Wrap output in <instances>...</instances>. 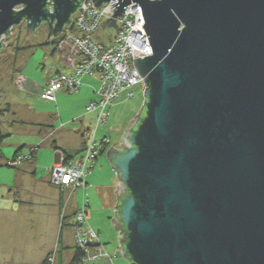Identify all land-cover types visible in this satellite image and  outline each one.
<instances>
[{"label": "water", "instance_id": "obj_1", "mask_svg": "<svg viewBox=\"0 0 264 264\" xmlns=\"http://www.w3.org/2000/svg\"><path fill=\"white\" fill-rule=\"evenodd\" d=\"M83 2L0 0V51L23 22L57 38ZM132 4L151 54L135 59L144 106L122 149L106 153L120 180L121 254L130 264H264V0H113L112 17Z\"/></svg>", "mask_w": 264, "mask_h": 264}, {"label": "rangeland", "instance_id": "obj_2", "mask_svg": "<svg viewBox=\"0 0 264 264\" xmlns=\"http://www.w3.org/2000/svg\"><path fill=\"white\" fill-rule=\"evenodd\" d=\"M114 33V29L107 32L102 31L98 36L104 41ZM48 37L47 26L41 27L37 34H33L27 30L26 24L23 23L13 28L10 36L2 39L5 47L0 51V90H2L0 91V121L4 122L0 123V132L12 135L3 144L2 151L5 160L0 168L1 264H40L44 248L42 246H48L52 236V233L45 228L44 222L40 221L39 215L38 217L35 213H17L15 211V206L19 204V198L16 199V197L19 193L24 194V191L16 190V175L19 171L16 168L8 167L7 161L12 160L15 151L21 146L26 145L24 153L28 152L29 147H39L37 148L36 170L37 178L40 180L48 174L49 168L55 163L57 153L60 152L53 147L54 141L57 142L56 146L59 148L63 146L60 143L75 145L77 138L72 133L73 131L79 130L83 123L87 125L92 123L91 128L96 125V117H94V121L91 120L92 115L86 112L85 104L88 98L97 97L91 91V88L97 90L100 88V83L95 77L86 76L88 79L83 82L82 88L77 93L63 91L62 94H57L58 101L55 103L44 101L41 98L42 87L47 77L53 70L67 66L58 52L53 53L54 46L47 45V43H51ZM19 75L27 79L24 89H21L17 83ZM130 93H133L132 96ZM144 102L145 86L143 84L135 86L128 93L123 94L117 101L116 108L113 110L110 108L108 124L99 128L98 138L109 137L112 146L119 147L124 133L119 129L121 126H129L141 111ZM83 116L86 117L80 121L79 119ZM48 125L54 127L55 130L57 128L60 130L56 137H52L54 134L52 130L50 135L44 131L42 133V129ZM100 162L103 163L100 179H96L95 183L92 181L91 185H110L113 183L111 180L113 174L106 155L100 156ZM98 169L99 167L95 171ZM81 199H84L86 204L90 203L88 218L93 225L103 219L108 225L111 224L107 231L109 237L107 247L110 251H114L115 248L119 250L120 255L114 260L115 264H130L119 249V234L112 225L111 216L105 215L104 211L99 210L104 206V201L98 190L92 188V191L84 197L81 196ZM64 235L66 242L71 245L70 232L67 231ZM102 242L104 243L105 240L103 239ZM114 262L105 260L84 264H113Z\"/></svg>", "mask_w": 264, "mask_h": 264}, {"label": "built area", "instance_id": "obj_3", "mask_svg": "<svg viewBox=\"0 0 264 264\" xmlns=\"http://www.w3.org/2000/svg\"><path fill=\"white\" fill-rule=\"evenodd\" d=\"M112 1L99 9L93 0H84L71 25L60 36L50 40L52 44L57 43L53 44L54 50L66 62L71 73L53 76L41 94L43 100L56 102L60 92H79L82 78L86 76L95 77L100 83L98 98L86 108L88 113L96 114V125L86 133L82 156L68 163L61 158V162L50 169L51 185L69 191L71 195L85 185V179L95 167L101 152L111 144L107 137L97 136L99 128L108 123L109 108L123 91L144 85V79L135 67V59L151 54L141 7L136 4L128 6L123 19L122 16L119 19L112 17L117 9V6H111ZM106 22H113L116 26L103 29ZM113 29L115 33L108 40L103 41L98 36L102 31ZM17 83L24 89L26 78L19 75ZM30 158L28 152L21 154L10 165L19 167ZM86 208L78 210L74 218L75 246L84 251V263L114 262L120 254L119 250L110 251L109 244L101 242L100 235L87 222ZM50 262L54 264L55 258H51Z\"/></svg>", "mask_w": 264, "mask_h": 264}, {"label": "crops", "instance_id": "obj_4", "mask_svg": "<svg viewBox=\"0 0 264 264\" xmlns=\"http://www.w3.org/2000/svg\"><path fill=\"white\" fill-rule=\"evenodd\" d=\"M66 67L69 70L68 72H67V69L65 70ZM58 73H71V69L68 66H63V67H61V69L57 68V69L53 70L51 75H49L47 77V80L42 87V92H43L47 82L53 76H55ZM86 79H88V77L82 78V86H83V82H85ZM97 82L99 83L98 80H97ZM26 84H27V79H26ZM26 84H25V86H26ZM82 86H81V88H82ZM131 89H133V88H131ZM131 89L123 91L121 93L120 97L123 94L131 91ZM98 90L91 88V91L95 95H97ZM60 94H62V92H60L58 95H60ZM131 94H133V93H130V95ZM58 95H57L56 102L58 101ZM97 97H98V95H97ZM97 97L95 98L92 96V97L88 98V100H86V102H85L86 108H87L88 104L90 102L96 100ZM120 97L112 104V106L110 107L111 110L116 108V106L118 105L117 101L120 99ZM51 103H55V102H51ZM143 106H142V108H143ZM110 108H109V111H110ZM86 112H87V110H86ZM110 113H111V111H110ZM88 114L92 115L91 120L94 121V117H96V114L95 113H88ZM85 117L86 116H83L79 120L81 121ZM22 124H25V123L22 122ZM47 127H51L50 130H48V131H47V129L42 130V133L44 131L46 134L50 135V132L53 131L54 134L52 135V137H56L58 135V133L60 132V130H58V128H57V130H55V128L50 126V125H48ZM91 127H92V123H90L89 125H87L86 123L85 124L83 123L79 130L72 132L74 134V136L77 138V140H75V145H69L67 143H60V144H63V146L61 148L58 147V150H60V152L57 154L61 153V158H64V151H67L74 156L70 161H77L83 154L84 147H85L86 133L88 130L91 129ZM128 127L121 126V129H119L120 132H124L122 135V138L126 134V130ZM5 134H9V133H5ZM103 138H104V136H103ZM107 138L110 139L109 137H107ZM110 141H111V139H110ZM54 142H56V141H54ZM56 144H57V142H56ZM112 147H115L117 150H121L122 149V141H121V145L119 147L116 145L112 146V141H111V144L103 149V152L105 151V153L103 155H106L107 151L110 150ZM25 148H26V145L21 146V147L17 148L15 153H17V151H19L21 149H25ZM37 148H39V147H37ZM37 148H34V149H37ZM30 149H33V147H29L28 151ZM15 153H14V155H15ZM14 155H13V157H14ZM103 155H100V156H103ZM36 161H37V152L35 154V161L33 163H30L29 165L21 166L18 170L19 172H17V175H16L17 179H16L15 188H16V190H18V192L23 190L24 194L19 193L18 196H17V194H15L17 196L16 199L19 198L18 199L19 202L17 201L19 204L17 206H15L16 207L15 211L17 213L26 212L28 214L35 213V215H37V216L39 215L40 221L42 223L44 222V224H45V228L48 229V232L52 233L49 245L48 246H42L44 248H43V255H42V259L40 261V264L45 260V258L50 253L56 252L59 249V238H60L61 232H62V247H63L64 251H63V255H62V260L60 262H58V264L59 263L60 264H69L72 257H73L74 248H75L74 227H73L75 214L78 212V210L83 208V206L86 203V201L84 199H81V196L84 197L88 192L92 191V188H95L96 190H98V193L101 195L102 200L104 201V206L99 210L102 212L104 211L105 212L104 214L111 216L110 220L111 219L113 220L116 218V216H115L116 215V208H117V204L119 201L117 192H120L119 191L120 180H119L116 172L112 168L111 169L112 174H113V176L111 178V180L113 181L112 184L104 185V186H100L97 184L91 185L92 181H93V183H95L96 179H98V180L100 179L99 175H100V171L103 168V163L100 162V157H99L96 164H95V167L91 170V172L86 177L85 185L83 187L75 190L71 195V193L69 191H65V190L56 188V187L51 185V183H50V169L55 165V163L49 168L48 174L43 176L39 180L37 178L38 172L36 170ZM97 167H99V169L97 171H95ZM86 206H87L86 212H87L88 224L100 235L101 242L104 239L105 240L104 244H109V243H107V241L109 240L107 231L110 229L111 224L108 225L107 222L105 221V219H103V220H100L99 223H96L95 225H93L89 221V218H88L90 215V203L87 202ZM63 212H65L66 216L69 217V220H68V222H66V227L64 228V230H62V213ZM112 225L115 227V230H116L115 222L112 221ZM67 231L70 232V236H71V240H72L71 245H69L65 239L64 234ZM113 264H115V262Z\"/></svg>", "mask_w": 264, "mask_h": 264}, {"label": "trees", "instance_id": "obj_5", "mask_svg": "<svg viewBox=\"0 0 264 264\" xmlns=\"http://www.w3.org/2000/svg\"><path fill=\"white\" fill-rule=\"evenodd\" d=\"M50 33H51V31H50ZM53 44L57 45L56 42L53 43ZM53 44L52 43H47V45H49V46H51ZM53 53H56V50H54ZM7 105L10 106L9 104H7ZM50 128L51 127H46V128H43L42 130H46V129L49 130ZM10 136H11L10 133L9 134H3L2 132H0V168H1L2 162L5 160V157H4V154H3V151H2V147H3V144H4L5 140L8 137H10ZM53 147L56 150H58V147L56 146V142H54ZM36 152H37V149H34V148L33 149H30L28 151V153L30 154L31 158L29 160H26L23 163V165H29L30 163H33L35 161V154H36ZM21 154H25L24 153V149H21V150L17 151V153H15L14 157L12 158V160L7 161V164L6 165H8V167H10V168H16L17 170H19V168L21 166H23V165H21L19 167H14V166H11L10 163H13V161L16 160L19 157V155H21ZM73 157L74 156L72 154H70L67 151H64V160H65V163H68ZM86 205L87 204L85 203L84 206H86ZM68 220H69V217H67L66 216V213L63 212L62 213V230H64V228L66 227V222H68ZM73 227H74V225H73ZM63 251H64V249L62 247V232H61V235H60V238H59V249L56 252L50 253L41 264H52L50 262V259L51 258H55V263L54 264H58V262H60L62 260ZM84 257H85L84 251L81 250V249H79V248H77L75 246V248H74V254H73V257H72V259H71V261H70L69 264H84Z\"/></svg>", "mask_w": 264, "mask_h": 264}, {"label": "flooded vegetation", "instance_id": "obj_6", "mask_svg": "<svg viewBox=\"0 0 264 264\" xmlns=\"http://www.w3.org/2000/svg\"><path fill=\"white\" fill-rule=\"evenodd\" d=\"M23 23H25L26 25H27V23L26 22H23ZM44 26H47L48 27V35L50 34V28H49V25L47 24V23H44L41 27H44ZM40 27V28H41ZM32 33V32H31ZM34 34V33H33Z\"/></svg>", "mask_w": 264, "mask_h": 264}]
</instances>
